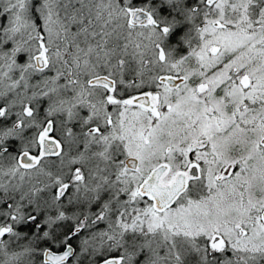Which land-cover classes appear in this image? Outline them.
Here are the masks:
<instances>
[{
	"label": "snow or ice",
	"instance_id": "1",
	"mask_svg": "<svg viewBox=\"0 0 264 264\" xmlns=\"http://www.w3.org/2000/svg\"><path fill=\"white\" fill-rule=\"evenodd\" d=\"M0 264H264V0H0Z\"/></svg>",
	"mask_w": 264,
	"mask_h": 264
}]
</instances>
